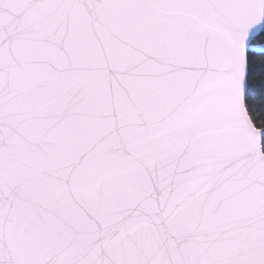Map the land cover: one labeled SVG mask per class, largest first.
Instances as JSON below:
<instances>
[{
    "label": "snow or ice",
    "instance_id": "obj_1",
    "mask_svg": "<svg viewBox=\"0 0 264 264\" xmlns=\"http://www.w3.org/2000/svg\"><path fill=\"white\" fill-rule=\"evenodd\" d=\"M262 34L264 0H0V264H264Z\"/></svg>",
    "mask_w": 264,
    "mask_h": 264
},
{
    "label": "trees",
    "instance_id": "obj_2",
    "mask_svg": "<svg viewBox=\"0 0 264 264\" xmlns=\"http://www.w3.org/2000/svg\"><path fill=\"white\" fill-rule=\"evenodd\" d=\"M262 35H264V34H262ZM258 42H260V41H259V38H258L257 42H255V43H258ZM252 51L256 54V55H255V59H256L257 61H259L260 56H261L262 54H264V51H257V50H255V49H253V48H252ZM256 72H257V73L260 72V65H259V63L256 64ZM256 84H257V85L259 84V80H258V79H257V81H256Z\"/></svg>",
    "mask_w": 264,
    "mask_h": 264
},
{
    "label": "built area",
    "instance_id": "obj_3",
    "mask_svg": "<svg viewBox=\"0 0 264 264\" xmlns=\"http://www.w3.org/2000/svg\"><path fill=\"white\" fill-rule=\"evenodd\" d=\"M252 48L255 49V50H257V51H264V48L261 47L260 42H258V43H254V44L252 45Z\"/></svg>",
    "mask_w": 264,
    "mask_h": 264
}]
</instances>
